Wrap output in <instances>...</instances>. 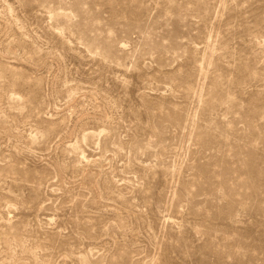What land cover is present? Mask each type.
Masks as SVG:
<instances>
[{
    "label": "rangeland",
    "instance_id": "374dc122",
    "mask_svg": "<svg viewBox=\"0 0 264 264\" xmlns=\"http://www.w3.org/2000/svg\"><path fill=\"white\" fill-rule=\"evenodd\" d=\"M0 264H264V0H0Z\"/></svg>",
    "mask_w": 264,
    "mask_h": 264
}]
</instances>
